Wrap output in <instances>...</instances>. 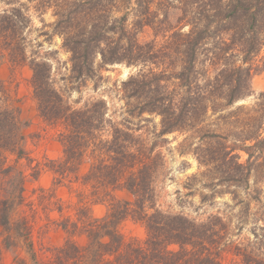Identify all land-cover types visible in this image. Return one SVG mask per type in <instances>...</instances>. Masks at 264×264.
I'll return each mask as SVG.
<instances>
[{
	"label": "trees",
	"instance_id": "trees-1",
	"mask_svg": "<svg viewBox=\"0 0 264 264\" xmlns=\"http://www.w3.org/2000/svg\"><path fill=\"white\" fill-rule=\"evenodd\" d=\"M48 12L51 23L42 20ZM171 13H176L175 25ZM34 15L50 27L44 31L48 40L61 37L70 54L71 83L94 78L98 85L108 65L136 69L116 89L124 100L119 117L101 97L80 107L71 104L54 81L52 53L41 54L43 42L28 51ZM147 28L153 37L142 41ZM4 62L32 68L40 116L62 128L63 156L49 165L56 181H80L92 188L94 203L109 201L104 216L90 215L82 206L76 219L61 221L70 237L54 249L48 264H264L259 245L264 238L258 232L257 245L238 242L229 218L219 212L198 219L162 210L156 206L154 184L155 172L164 164L157 145L175 132L188 134L181 152L193 153L211 181L241 187L254 173L264 175V91L251 106L237 107L247 113H223L251 95L254 69L264 72V0H0V65ZM6 91L0 87V172L18 173L23 200L26 176L5 162L6 152H23L24 138L18 108ZM146 114L159 116L154 132L143 124L150 120ZM240 152L248 155L246 163ZM88 162L87 171L80 173ZM34 169L41 171L39 164ZM121 186L134 195L133 201L114 197ZM4 187L2 231L11 227L15 204ZM127 219L144 225L143 239H128L119 230ZM76 235L86 236V243L73 240ZM4 245L0 240V264ZM29 246L33 252L34 243Z\"/></svg>",
	"mask_w": 264,
	"mask_h": 264
},
{
	"label": "rangeland",
	"instance_id": "rangeland-1",
	"mask_svg": "<svg viewBox=\"0 0 264 264\" xmlns=\"http://www.w3.org/2000/svg\"><path fill=\"white\" fill-rule=\"evenodd\" d=\"M175 14L171 13L170 16L172 25L176 24ZM42 20L51 23L54 18L51 12H48ZM42 20L37 15L33 16V27L28 33V41L31 43L28 51L38 49L37 43L43 42V47H40L41 54L45 51L52 53L54 81L65 89L71 104L80 107L90 98L101 97L110 102V113L115 110L119 117L124 100H121L116 89L121 87L122 82L136 69L125 64L108 65L101 70L102 78L98 80V85L97 79L94 78L82 84L79 80L71 83L67 80L70 75V54L62 48V39L59 35H54L48 40L44 31H50V27H43ZM152 37L153 33L148 28L140 34L142 41ZM32 76L33 70L28 64L15 68L7 62L0 65V87L6 88V92L12 97L11 105L18 108V120L24 137L20 142L23 152L20 154L6 152L5 162L16 166L26 176L21 200L20 180L15 175L18 173L13 171V174L8 176L7 173L0 172V186H6L4 187L6 195L15 200L10 212L11 227L4 231L0 230L3 245L7 239L2 251V264H48L51 262L54 249L64 245L70 237L60 225L64 218L71 216L76 219L82 206H86L90 215L95 217L104 216L109 208V201L93 202L92 188L88 185H82L80 181L72 184L67 181H61L64 184L56 181L49 165L50 161L59 160L63 156V144L59 137L62 128L49 124L40 116ZM251 84V95L225 109L224 114L234 112L233 116L236 117L239 113L243 115L249 111L248 109L239 111L237 107L251 106L264 91L262 69H254ZM145 117H150L149 121H143L150 131L154 132L159 128V116L146 114ZM144 129L146 130L145 127ZM187 136L188 134L170 133L165 135L166 141L161 140L157 145L156 150L162 152L164 164H160L158 172H155L156 206L165 211L183 213L198 219H205L219 212L229 218L227 220H230L234 239L238 242L255 243L256 232L264 238V229L261 228L264 226V175L258 177L254 173L249 184L241 187L218 184L219 179L211 181L206 167L199 166L193 153L181 152L184 147L180 144ZM197 141L198 139L194 140L193 146H196ZM240 160L246 163L248 155L240 152ZM38 164L41 171L37 174L34 167ZM88 168L89 162L82 165L80 173L84 174ZM212 183L217 185H211ZM204 195L207 197L203 199ZM114 197L126 201L134 200V195L124 186L115 189ZM119 230L128 239L130 237L143 239L146 236L144 225L132 219L120 223ZM72 239L80 244L87 241L84 235H76ZM31 242L34 243L33 252L29 246ZM260 243L264 250V242ZM32 253L35 255L34 258Z\"/></svg>",
	"mask_w": 264,
	"mask_h": 264
}]
</instances>
